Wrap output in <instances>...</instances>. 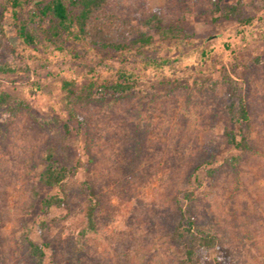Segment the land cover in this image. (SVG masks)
<instances>
[{
    "label": "rangeland",
    "instance_id": "rangeland-1",
    "mask_svg": "<svg viewBox=\"0 0 264 264\" xmlns=\"http://www.w3.org/2000/svg\"><path fill=\"white\" fill-rule=\"evenodd\" d=\"M233 6L241 18L264 13V0H111L108 11L120 29L139 27L157 14L165 27L195 43L184 50L190 55L181 59L186 71L178 72L179 86L144 82L126 99L80 110L85 125L79 137L80 124L70 120L59 99L64 79H81L80 66L60 58L30 62L26 74H0V95L11 97L0 108L7 264H31L22 243L28 229L36 243L52 244L44 264H178L185 250L167 233L178 219L176 201L182 200V183L188 179L196 188V213L227 234L222 249H197L201 264H264V22L243 29L236 18L225 17ZM147 31L159 38L154 27ZM211 44L215 67L209 70L207 64L193 79L187 66L198 64L194 50ZM12 61L4 42L0 63ZM224 79L248 92L250 135L258 150L245 158L243 184L235 191L227 170L218 174L217 186L207 173L239 154L225 136L227 129L237 128L227 109L231 97ZM214 82L219 84L214 87ZM59 122L69 123L71 135ZM49 149L56 161L79 168L77 183H89L96 191L98 230L85 238L80 234L85 200L76 189L68 209L41 212L42 200L55 194L39 180ZM43 221L45 232L39 227Z\"/></svg>",
    "mask_w": 264,
    "mask_h": 264
},
{
    "label": "trees",
    "instance_id": "trees-1",
    "mask_svg": "<svg viewBox=\"0 0 264 264\" xmlns=\"http://www.w3.org/2000/svg\"><path fill=\"white\" fill-rule=\"evenodd\" d=\"M110 2L111 0H0V47L7 42L15 59L0 63V74H26L30 71V62L50 64L60 58L80 66L81 79L73 76L64 79L59 99L62 110L71 121L80 126L85 125L80 110H87L97 104L104 105L112 98L126 99L134 95L144 82L153 87L179 86L181 78L178 77V72L186 71L180 67L181 59L190 55L184 50L193 45L195 39L175 33L174 27H165L157 14L143 20L139 27L120 29L117 18L108 11ZM238 13L237 7H228L225 17L236 18L243 29L253 27L255 22H264V13L257 19L241 18ZM152 27L159 35L158 39L147 31ZM195 51L199 54L198 64L187 66L188 74L193 79L207 64L210 63L209 70L215 67L213 44L198 47ZM175 54L179 56L173 57ZM22 62L25 63L21 64ZM223 82L230 89L231 103L227 109L232 117L233 127L237 128V131L227 129L225 136L228 145L239 154L231 155L219 167L208 169L207 173L211 182L217 186L218 174L227 170L235 191L243 184L242 164L245 158L258 150L250 135L252 117L247 102L248 92L246 89L245 92L242 91L231 79H224ZM218 84L214 82L213 86ZM10 98L8 94H1L0 108L7 105ZM58 124H63L67 135H71L68 122ZM83 126L77 129V137ZM51 151L49 149L39 180L47 189L55 191V194L42 200L41 212L47 215L54 207L68 209L76 189L85 200V228L80 233L81 238H85L88 232L98 230L96 215L100 201L89 183L84 185L75 181L79 168L56 161ZM200 167L193 169L191 176L196 175ZM195 182L199 180L195 178ZM182 184V200L176 201L179 216L167 237L170 242L185 250L177 259L178 264H201L197 249H222L226 244V231L223 233L212 221H205L196 213V188L190 179ZM30 207H33V203ZM6 213V207L1 206L0 259L4 264H7L9 254L2 233ZM39 227L45 232L47 223L43 221ZM25 233L22 243L28 251L31 264H44L46 249L52 244L36 243L29 236V229Z\"/></svg>",
    "mask_w": 264,
    "mask_h": 264
}]
</instances>
